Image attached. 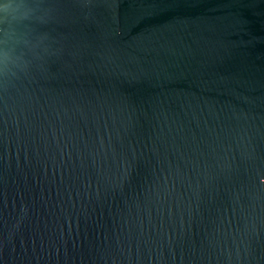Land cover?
<instances>
[{
    "label": "water",
    "instance_id": "obj_1",
    "mask_svg": "<svg viewBox=\"0 0 264 264\" xmlns=\"http://www.w3.org/2000/svg\"><path fill=\"white\" fill-rule=\"evenodd\" d=\"M0 83V264H264V0H38Z\"/></svg>",
    "mask_w": 264,
    "mask_h": 264
},
{
    "label": "clouds",
    "instance_id": "obj_2",
    "mask_svg": "<svg viewBox=\"0 0 264 264\" xmlns=\"http://www.w3.org/2000/svg\"><path fill=\"white\" fill-rule=\"evenodd\" d=\"M38 0H0V83L5 87L28 69L20 54Z\"/></svg>",
    "mask_w": 264,
    "mask_h": 264
}]
</instances>
